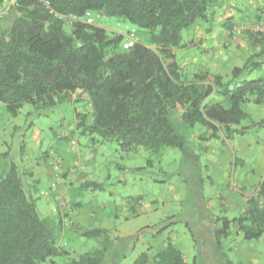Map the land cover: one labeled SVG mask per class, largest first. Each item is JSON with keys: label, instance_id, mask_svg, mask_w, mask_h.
Returning <instances> with one entry per match:
<instances>
[{"label": "trees", "instance_id": "trees-1", "mask_svg": "<svg viewBox=\"0 0 264 264\" xmlns=\"http://www.w3.org/2000/svg\"><path fill=\"white\" fill-rule=\"evenodd\" d=\"M214 1L15 0L9 9L11 21L0 28V102L12 114L30 104L42 115L73 102L75 95H86L91 111L77 113V129L114 141L126 153L186 150L187 139L174 123L179 108L181 122L188 127L204 125L208 138L220 133L226 139L248 135L264 125V119L254 120L245 109L249 103L264 104V77L237 80L262 63L247 60L234 66L226 80L220 74L210 79L206 72L188 79L177 61L176 49L192 45L183 41L182 31L213 17ZM7 2L0 0V7ZM88 13L119 17L148 30L156 49L142 41L124 48V34H110L88 22ZM65 18L70 19L69 26ZM256 39L264 43V37ZM26 175L12 162L0 176V264H107L112 245L108 230H84L83 235L98 238L103 247L71 256L57 244L51 218L40 215L39 189L26 182ZM87 186L101 184L87 181L83 187ZM258 188L239 216L218 219V246L230 236L232 226L246 240L263 236L264 181ZM150 262L186 264L170 238L153 258L146 250L133 264Z\"/></svg>", "mask_w": 264, "mask_h": 264}, {"label": "rangeland", "instance_id": "rangeland-1", "mask_svg": "<svg viewBox=\"0 0 264 264\" xmlns=\"http://www.w3.org/2000/svg\"><path fill=\"white\" fill-rule=\"evenodd\" d=\"M214 3L213 17L182 31L183 41L192 43L176 49L183 76L192 79L196 73L206 72L210 79L220 74L229 80L234 66L251 60L261 62L262 67L250 68L237 83L264 77V43L256 39L264 37V0H215ZM9 9L7 3L2 7L8 12L3 19L6 25L12 19ZM87 19L110 34H124L123 47L132 39L156 49L148 30L125 19L97 13H91ZM222 22H227L229 29L222 27ZM65 23L69 26L70 19L65 18ZM74 98L73 102L42 115L30 104L12 114L0 102V176L15 162L26 171V182L39 189L43 186L42 174L51 176L40 159L43 160L45 153L46 159L51 158L50 152L61 142L74 144L77 151L92 161L84 166L86 179L97 181L101 187L77 188L70 192V199L64 194L67 200L56 199V208L68 220L70 228H73V212L80 204L84 211L99 212L105 223L97 220L88 229L108 230L112 245L106 253L107 264H132L141 248L149 247L153 237L159 243L170 238L183 250L186 264H264V234L259 239L246 240L232 226L230 236L223 238L220 246L215 240V228L221 224L218 219L239 216L264 181V125L233 139H226L222 133L208 138L210 132L204 125L188 127L181 122L179 108L174 123L187 139L186 150L164 148L159 154H152L142 149L126 153L114 141H102L94 133H80L77 113L88 114L91 107L86 95ZM245 109L254 120L264 119V104L249 103ZM37 131L43 141H34L33 133ZM244 137L250 141L243 144L242 159L237 155L241 154L239 141ZM52 145L55 147L51 148ZM56 163L60 165L59 161ZM63 176L60 173L58 183L64 181ZM36 196L38 211L45 216L50 212L48 198L39 193ZM51 224L54 227L55 223ZM125 229L129 232L127 236L122 233ZM54 230L57 244L67 248L73 257L103 247L98 238L82 234L85 230L82 225L79 231L73 228V233L69 231L65 235ZM155 233L158 235L154 236ZM118 243L123 245L117 247ZM59 260L63 262L65 258Z\"/></svg>", "mask_w": 264, "mask_h": 264}, {"label": "crops", "instance_id": "crops-1", "mask_svg": "<svg viewBox=\"0 0 264 264\" xmlns=\"http://www.w3.org/2000/svg\"><path fill=\"white\" fill-rule=\"evenodd\" d=\"M3 22H4V20H2L0 22V28H2L4 24L6 25V23H3ZM218 22H221V19H219ZM221 26L224 27V22H222ZM74 134H76V133H74ZM33 138L35 139V140L33 139L34 141H36V139L43 141L42 139H44L41 136L40 131L34 132ZM245 138L246 137L240 139V141H239V142H241L240 143L241 146L238 149L241 152V154H238L237 156L239 158H242V159H244L243 154H242V151L244 149L243 144L250 141V139H245ZM248 145H251V143ZM53 147H55V145H52L51 148H53ZM247 148L249 150H252L249 147H247ZM50 153H51V158L46 159L47 154L45 153L43 160L40 159V161H41L40 163H42V166H44L46 170H49V172H50L49 174H51V176L49 177L47 175L42 174L41 179L43 182V186L41 188H39L40 196L42 195V196H45L46 198H48L49 206H50V212L47 213L45 216L41 215V214L40 215L42 217L51 218V220H53V222L57 225V226H55V224H54V228L60 230L63 235H65L66 233H70V232L73 233L72 232L73 228L76 231H79L80 225H82L83 229L86 230L89 228V226L97 223L98 222L97 220H99L100 223L104 224L105 221H103L102 216L99 214V212L97 210L95 212L84 211V206H82L81 204L73 212L72 221L75 222L74 225L72 222L73 228H70L71 225L68 222V220L63 216V214L61 212L57 211L56 204H55L56 199L60 200V201H64V199L67 200V198L70 199L71 198L70 192H75L77 188H82L83 184H85L88 181L86 179V176L84 175L83 171H86L84 166L85 165H88V166L91 165L92 161H91V159L87 160L86 159L87 156L85 154H81L79 151H77L74 144H72V146H71L65 142H61L59 145H57L56 149L54 148L52 150V152H50ZM36 154H37V152H36ZM237 156L235 157L236 161L239 159ZM57 161H59L60 165H57V163H56ZM60 173L65 175V176H63L65 178H64V181L58 183L57 178L59 177ZM90 181H95V180H90ZM95 182H97V181H95ZM62 191H64V192H62ZM64 194L67 196V198ZM112 209H114V208H112ZM103 226H106V225H103ZM113 230H115V229H113ZM122 233H125L124 235L127 236V234L129 232H127V229H125L124 231H122ZM156 235H158V234L155 233L154 236H156ZM157 240H158L157 237H153L151 239V241L149 242V247H147V249L141 248V251L139 252V254L143 251L148 250L150 257L153 258V256L156 254V252L162 246H164L167 242V240H164L163 243H159ZM174 244L179 249H181L176 243H174ZM122 245H123V243H118L117 247H121ZM116 250H118V249H116ZM182 252H183V250H182ZM137 256H136V258H137ZM183 256H184V253H183ZM136 258L134 259V261L136 260ZM134 261L132 262V264L134 263ZM149 264H152V263L150 262Z\"/></svg>", "mask_w": 264, "mask_h": 264}, {"label": "built area", "instance_id": "built-area-1", "mask_svg": "<svg viewBox=\"0 0 264 264\" xmlns=\"http://www.w3.org/2000/svg\"><path fill=\"white\" fill-rule=\"evenodd\" d=\"M14 1H15V0H8L7 4H8V5H9V4L11 5V4L14 3ZM4 13H5V11L2 10V8L0 7V17H1ZM89 15H90V14L88 13V14H87V17H88ZM87 21H88V19H87ZM88 22H89V21H88ZM133 43H134V40H132V39H128L127 42L124 43V48H129V47H131V46L133 45Z\"/></svg>", "mask_w": 264, "mask_h": 264}]
</instances>
